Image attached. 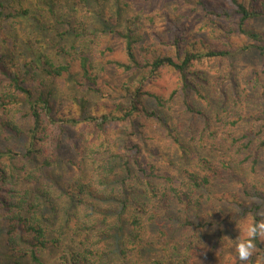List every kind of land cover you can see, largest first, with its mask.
Instances as JSON below:
<instances>
[{"label": "trees", "instance_id": "16d2710c", "mask_svg": "<svg viewBox=\"0 0 264 264\" xmlns=\"http://www.w3.org/2000/svg\"><path fill=\"white\" fill-rule=\"evenodd\" d=\"M21 1H0V73L7 80L0 81V138L24 143L18 152L0 150V214L10 260L41 264L42 253L52 246L63 251L59 264H200L192 253L206 239L202 232L221 235L222 226L264 220V31L249 26L264 21V3L255 7L227 0L228 10L195 0L208 34L224 38L215 44L191 40L174 24L167 40L154 34L143 42L130 18L118 24L129 6L136 13L132 22L140 17L153 21L152 5L164 0H34L38 9L33 10ZM109 2L113 5L105 10ZM12 13L30 14L35 21L36 37H20L24 45H38L34 90L23 73L8 66L13 51L2 31ZM61 22L68 30L59 31ZM233 36L241 40L236 46ZM46 41L51 51L67 58L63 63L45 52ZM112 43L121 46V56H108ZM257 52L260 70L249 66L251 53ZM211 67L219 73L209 81L205 70ZM108 68L125 75L116 85L119 102L99 82ZM247 68L248 90L235 78ZM163 70L174 79L166 94L155 86ZM67 77L80 90L74 116L62 115L52 98L55 83ZM86 92L98 95L100 103L90 107ZM177 104L179 118L172 121L167 111ZM141 118L158 128L180 158L189 159L179 176L151 163V137ZM80 125L87 132L75 148L84 168L80 164L74 177L75 161H68L69 179L54 182L49 173L61 163L62 134ZM176 206L182 226L195 230L184 245L171 242L166 229V222L175 220ZM203 209L208 218L201 216ZM216 243L224 255L228 243L219 237ZM256 245L247 264H258L256 257L264 260V241L258 238ZM223 257L241 264L234 251ZM203 259L216 264L210 254Z\"/></svg>", "mask_w": 264, "mask_h": 264}, {"label": "rangeland", "instance_id": "374dc122", "mask_svg": "<svg viewBox=\"0 0 264 264\" xmlns=\"http://www.w3.org/2000/svg\"><path fill=\"white\" fill-rule=\"evenodd\" d=\"M4 4L11 3V0H0ZM195 0H174V4L172 0H164L161 2H156L152 5V9L150 13L155 14L153 21L149 20L147 17L146 19L144 17H140L139 20H136L135 22H132L131 17H133L136 13L134 10H131L130 6L129 9H126V14L124 17L120 18L118 21V24H123V18H130L129 24H131L132 29H136L137 35H142L143 42H147L149 39V35L157 34L159 37L164 38V40H167L170 36L172 29L171 25H179L183 27L186 31V33L189 35L191 40H199L200 38L207 39L210 43H223L222 41L224 38L221 35L211 36L208 34L209 30L206 29L207 25L205 21L199 17L200 10L197 3H194ZM210 7H213L215 9H219V7H224L228 10L232 9V6L227 0H204ZM245 3H250L252 6L258 7L260 4L264 3V0H242ZM25 7L33 10L38 9L37 6L34 5V0H22L21 1ZM112 3H107L105 5V10H109L112 7ZM18 6V5H16ZM160 6H162L160 8ZM19 7V6H18ZM8 12V11H7ZM166 12L168 15L165 17L163 13ZM166 18V19H165ZM4 24V28L2 33H5V35L9 36L10 38L7 40L8 47L10 49L12 48V62L8 64L10 67V71L14 72H21L24 74V77L26 79V86L34 90V87L37 83V74L34 73L35 71L39 72V59H38V48L37 46H27L22 44L20 37L22 36L23 39H33L35 36V29H34V23L35 21L32 18V15L28 14L26 17L19 16L16 13H12V17L7 20ZM11 21V22H10ZM55 21V20H53ZM60 21V20H58ZM57 21V22H58ZM222 24H225L226 22L223 20H219ZM171 22V23H170ZM48 25H50V21H46ZM250 27L254 29H258L261 31H264V21L263 22H252L249 24ZM59 31H65L68 30L69 25H67L64 22L59 23L58 25ZM45 35V34H44ZM46 36V35H45ZM48 37L50 34L47 35ZM46 36V37H47ZM19 37V38H18ZM41 36H37L38 39H40ZM44 38V37H43ZM104 38L103 40H105ZM230 41L234 46L238 45L241 40L237 36H233L230 38ZM47 42V41H46ZM1 43V40H0ZM44 43V42H43ZM7 45V44H6ZM4 44V47L7 51L10 49ZM46 45V46H45ZM43 44V49L45 52H51V55L54 58L55 63H63L67 58L63 57L60 54H55V51H51L50 43ZM48 45V46H47ZM112 52L111 54H108L109 57H113L114 55L121 56V46L118 43H112ZM1 53V52H0ZM251 59H250V67H256L258 70H260V64L262 62V57H260L257 53H251ZM248 61V59H247ZM8 63V62H7ZM239 66H241L243 63H246V58L240 60ZM208 65V64H207ZM35 67V70H32V67ZM13 67V68H11ZM25 67L27 70H24ZM74 68H72L71 73H74ZM27 71V74L25 73ZM207 72V79L209 81L214 79V76L218 75L219 72H216L213 67L207 68L205 70ZM249 71L248 68L245 72V74H241L240 72H237L235 74V78L238 81V84L240 87H245L246 90L251 89V86L248 85L246 82L247 78L249 77ZM247 74V75H246ZM99 82L101 86L105 89V91L111 93V98H115L117 102H119L118 92L116 85L118 84V87L121 82H124V74H121L120 71L108 68L104 72L100 73ZM219 79V78H218ZM264 79V76H263ZM0 81L1 83L7 82L5 75L0 73ZM174 79L172 78V75L170 73L166 72V70H163L159 78L157 79V82H155L156 89L161 92L162 94H166L170 91V89L174 85ZM0 83V93L2 90V84ZM49 83V81L45 82V84ZM115 87V88H114ZM79 89L71 85V82L69 81L68 77L65 80L57 81L55 83V86L53 87V102L55 103L56 107L60 110L62 115H76L78 111V108L74 101V96H79L80 94ZM85 97L88 100V105L90 107H93L94 104L100 103L101 99L98 97V95L90 92H86ZM3 105V104H2ZM179 105L173 106L171 109L167 111V116L170 120L173 121V118H179L177 115L179 110ZM3 113V110L0 109V114ZM140 121L143 123L144 132H146L147 135H149L151 138L148 142V145L151 146V152L150 155L153 156L151 163H153L157 169H161L163 171H166L170 174H174L179 176L180 170L182 171L183 167L187 165V162L189 159L180 158L178 153L172 149L168 145V143L162 139L161 135L159 134L158 128L149 122L145 118H141ZM175 121V120H174ZM85 125H80L76 127H68L67 132L65 134H62L61 137V145L60 148L57 149L59 153V162H61L58 166H54L52 170L49 173V178L52 179L54 182H62L63 180L69 179V171L66 169V164L68 161H75V168L73 171V176L75 177L77 174L79 175L80 171H78L81 162L83 159L81 158L80 154L78 153L79 150L77 149L79 145L81 144V137L85 136L87 129L85 130ZM23 140L21 138H13V139H4L0 138V150H6V149H12L15 152H18L23 148ZM75 145L77 148H75ZM155 151V154H154ZM150 159V158H149ZM84 163V161H83ZM86 164H88V161H86ZM82 168L84 166L81 164ZM182 181V180H181ZM180 211L178 206L173 208V217H175V220H170L166 222V229L169 230V235L171 237L170 241L173 243H179L181 245H184V241L187 240V236L189 237L191 235L192 231H195L193 229H190L187 231L185 227L182 226V214H180ZM205 210L203 209L201 213V216L203 218H208L206 215H204ZM261 214L264 215V204L262 205ZM190 219L196 221L195 214L192 213L190 216ZM4 223L2 220V216L0 214V264H7V261L9 264H18L14 263L15 260H10L8 258V249L5 246L4 242V231H3ZM221 227V226H220ZM219 229V228H218ZM222 231L221 235L217 233L215 230L207 231L206 233H201L202 236H204L206 239H202L201 242V248L199 250L196 249L194 257L201 262V264L205 263V260L203 258H208V254H210L211 260L216 262V264H237L236 259L232 257L224 259L225 257H230L233 250V241L225 239V236L229 237L232 240H235L239 236V230L236 226L229 227L222 226L220 228ZM157 234V231H154V235ZM217 237L220 238L221 241H224L225 243H228L229 249H225L224 255H221V251L217 246L216 240ZM63 253L62 249L60 247H52L49 246L47 250H45L41 255V264H59V258L60 255ZM188 255L189 252H187ZM258 259V264H264V260L261 258L256 257ZM22 264H28V262L22 260ZM194 264V263H192ZM199 264V263H196Z\"/></svg>", "mask_w": 264, "mask_h": 264}, {"label": "clouds", "instance_id": "9594fccd", "mask_svg": "<svg viewBox=\"0 0 264 264\" xmlns=\"http://www.w3.org/2000/svg\"><path fill=\"white\" fill-rule=\"evenodd\" d=\"M236 227L240 233L237 239L232 240L227 236H225V239L234 241L233 250L236 258L241 264H247L257 252L256 240L259 238L264 241V220L245 219Z\"/></svg>", "mask_w": 264, "mask_h": 264}]
</instances>
